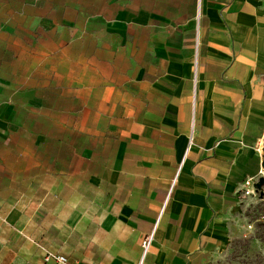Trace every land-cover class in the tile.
<instances>
[{
  "label": "crops",
  "instance_id": "obj_1",
  "mask_svg": "<svg viewBox=\"0 0 264 264\" xmlns=\"http://www.w3.org/2000/svg\"><path fill=\"white\" fill-rule=\"evenodd\" d=\"M137 3L89 34L114 69L85 79L105 118L79 130L101 154L91 145L76 170L0 205V264H45L46 251L138 264L150 235L143 264H214L257 202L244 189L264 172V0Z\"/></svg>",
  "mask_w": 264,
  "mask_h": 264
},
{
  "label": "rangeland",
  "instance_id": "obj_2",
  "mask_svg": "<svg viewBox=\"0 0 264 264\" xmlns=\"http://www.w3.org/2000/svg\"><path fill=\"white\" fill-rule=\"evenodd\" d=\"M126 0H0V205L15 203L29 179L74 171L73 157L96 145L79 129L101 127V90H86L90 66L106 77L111 56L89 39L111 21ZM152 8V0H139ZM135 0L136 7L138 5ZM97 47V48H96ZM97 59H102L98 61ZM121 70L132 61L114 56ZM48 182V181H47ZM262 200L214 264H264Z\"/></svg>",
  "mask_w": 264,
  "mask_h": 264
},
{
  "label": "built area",
  "instance_id": "obj_3",
  "mask_svg": "<svg viewBox=\"0 0 264 264\" xmlns=\"http://www.w3.org/2000/svg\"><path fill=\"white\" fill-rule=\"evenodd\" d=\"M257 151L262 154L263 148L258 147ZM264 175V172L261 174V176ZM258 182V178H250L248 181L245 182V189H244V195L246 197H251L255 199L256 201L262 200L264 202V195L261 197L259 194L255 193V185ZM263 193H264V187H263ZM258 221L264 224V210L260 214ZM152 243V236H147L143 242V256L138 264H143L144 258L146 254L149 252L151 248ZM43 260L45 264H80L77 260H75L72 257H68L62 254L53 253L51 251H46L43 256Z\"/></svg>",
  "mask_w": 264,
  "mask_h": 264
},
{
  "label": "water",
  "instance_id": "obj_4",
  "mask_svg": "<svg viewBox=\"0 0 264 264\" xmlns=\"http://www.w3.org/2000/svg\"><path fill=\"white\" fill-rule=\"evenodd\" d=\"M262 167L264 169V144H263V162ZM263 187H264V175L258 178V182L255 185V193L259 194L261 197H263Z\"/></svg>",
  "mask_w": 264,
  "mask_h": 264
}]
</instances>
